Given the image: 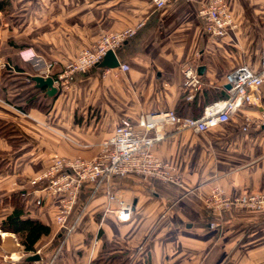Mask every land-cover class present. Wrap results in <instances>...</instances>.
Wrapping results in <instances>:
<instances>
[{
    "label": "crops",
    "instance_id": "0c3cea01",
    "mask_svg": "<svg viewBox=\"0 0 264 264\" xmlns=\"http://www.w3.org/2000/svg\"><path fill=\"white\" fill-rule=\"evenodd\" d=\"M209 1L173 0L156 9L150 0H10L11 18L3 17L5 5L0 10V71L2 63H12L18 75L29 77L34 69L21 50L33 47L65 64L104 33L141 24L115 51L118 67L99 64L74 74V86L63 94L49 96L38 87L45 98L55 99L48 114L36 109L28 123L19 109L0 100V119L15 124L30 142L25 147L30 152H13L0 138V152L12 165L0 175V264H198L205 257L208 264H264V212L216 216L206 207L216 187L229 195L264 190V83L259 100L228 124L204 133L170 131L155 145V155L174 169L181 185L136 176L87 184L68 220L75 229L68 232L55 221L54 201L30 184L50 166L53 153L96 156L122 118L136 121L162 111L201 117L207 105L227 96L228 74L243 65L258 68L264 0H224L236 27L221 38L208 36L199 16ZM186 64L203 67V86L192 98L184 86ZM246 116L253 122L247 132ZM40 123L49 130L43 142ZM109 189L133 196L129 221L107 213ZM17 200H24L29 218L52 230L33 252L25 251L15 233L1 229ZM211 222L218 226L211 229ZM35 255L39 261H28Z\"/></svg>",
    "mask_w": 264,
    "mask_h": 264
},
{
    "label": "built area",
    "instance_id": "2783aa9c",
    "mask_svg": "<svg viewBox=\"0 0 264 264\" xmlns=\"http://www.w3.org/2000/svg\"><path fill=\"white\" fill-rule=\"evenodd\" d=\"M172 1L152 0V3L156 9H162ZM199 16L205 23L206 34L210 37H224L236 27L224 0H210L205 3L199 10ZM140 26L141 24L104 33L92 46L83 48L77 58L67 64L60 74L54 73L56 61L43 57L33 49L24 51L21 55L33 65L34 76H51L54 85L59 89L60 85H69L72 75L85 73L98 66L110 51L115 52L124 42L135 36ZM2 66L6 67V64L2 63ZM121 69L127 70L129 66L122 64ZM182 73L184 86L191 92L189 98H192L194 92L203 86L202 75L194 64H186ZM28 81H33V76ZM226 82L231 85L227 89V96L207 105L199 118L182 117L174 111L143 114L136 121L125 117L120 120L112 135L99 145L98 153L92 159H69L53 155L50 166L33 185L38 182V192L54 201L56 222L60 229L68 232L74 229V226L67 225L68 220L87 184L98 185L100 181L136 176L145 182L156 180L181 185L174 169L155 155V145L165 140L170 131L204 133L228 124L241 109L258 101L264 83V52L256 70L243 65L228 74ZM245 120L243 131L247 132L253 122L248 116ZM106 195L109 200L107 213L115 215L121 222L129 221L134 207L133 196L123 189H109ZM38 198L42 200L44 197ZM206 207L216 216L233 209L264 212V190L229 196L223 189L216 187L206 200ZM217 226L215 222L210 223L211 229ZM10 264L16 263L13 261Z\"/></svg>",
    "mask_w": 264,
    "mask_h": 264
},
{
    "label": "rangeland",
    "instance_id": "374dc122",
    "mask_svg": "<svg viewBox=\"0 0 264 264\" xmlns=\"http://www.w3.org/2000/svg\"><path fill=\"white\" fill-rule=\"evenodd\" d=\"M150 3L151 4H153L152 3V0H150ZM5 12H4V15H3V17H9V18H11V15H13V14H11L12 12L11 11H13V9H12V7H11V4H10V0H8V2H6V4H5ZM0 25H1V18H0ZM130 27H135V26H128V27H125V28H123V29H126V28H130ZM123 29H121V30H123ZM119 31V30H118ZM113 32H115V31H113ZM40 33V32H39ZM108 33H110V32H108ZM93 45V44H92ZM91 45V46H92ZM86 47H88V46H86ZM85 48V47H84ZM34 50L36 53H38V54H40V55H42L43 57H45V58H47V59H49V60H54V61H56L57 62V64H56V69H55V71H54V73H56V74H60L61 72H63L64 71V69H65V66L67 65V64H69L70 62H72V61H74L76 58H77V56L80 54V52H81V50L76 54V56L73 58V59H71L69 62H67V63H65V64H60L59 62H58V60H56L54 57H49V56H46V55H44V54H41V53H39L38 51H36L33 47H30V48H28V49H24V50H21V54L24 52V51H27V50ZM22 56V55H21ZM28 62V61H27ZM30 63V62H29ZM5 64H6V67H4L3 66V68H2V71H4V70H6V69H13V76L12 77H8V76H6V74H4V80L2 81L3 82V85H4V92H0V100L1 101H3L4 103H7V104H9V105H11V106H13V107H16L15 105H13V104H11V103H9V100H12L13 98L12 97H14L15 99H13V102L16 104V105H21V106H24V111H21V109H19V108H17V109H19V111L23 114V115H25V116H21V120H23V121H28V123H29V120H31L32 121V119H29V120H27V118H29V117H27V116H29V114L31 113V112H33V111H36V109H37V111L39 112V114H48L50 111H51V108H52V105L54 104V102H55V99L54 98H51V99H49V98H39L36 102H34V104H32V105H29L28 104V100L30 99V92L28 91L29 89V87L31 86V83L33 82V81H28V78H29V76H23V75H18L17 74V71L16 70H14V68H13V65H12V63H7V62H5ZM30 65L31 66H33L31 63H30ZM34 69V68H33ZM13 81H15V82H13ZM20 84H19V83ZM74 86V84H73V82L72 81H70L69 82V85L68 86H59V89H58V94H63V93H66V92H68L69 90H71L72 89V87ZM12 96V97H11ZM17 96V97H16ZM57 96V95H56ZM33 108H35V109H33ZM35 120H37V119H35ZM34 122V121H33ZM37 122V121H36ZM41 123H42V121H40ZM39 123V122H38ZM38 124L39 125V127L41 128L40 129V131H41V133H37L38 135H39V139H40V141L41 142H43V138H44V135L46 134L44 131L46 130V131H49L48 129H46V127H44V125L43 124ZM15 127H16V129H18V131H19V133H18V136H17V140L13 143V145L15 146V151L14 152H18V150H23L22 152H30V150L28 151L25 147L27 146V145H29V140L27 139V138H25V136L23 135V133L19 130V128L15 125ZM39 147H40V145H39ZM40 150H42V148L40 149V148H37V153H39V151ZM21 152V153H22ZM24 155V154H23ZM56 156L57 154H55V153H53L52 154V156ZM57 156H59V155H57ZM61 157V156H60ZM95 157V156H94ZM52 158V157H51ZM76 158H79V157H75V158H69V159H76ZM82 159H84V158H82ZM92 159V158H91ZM52 160V159H51ZM86 160H88V159H86ZM36 161H38V160H36ZM44 173V172H43ZM42 173V174H43ZM41 176V175H40ZM39 176V177H40ZM39 177H36V179L37 178H39ZM35 178H34V180H31V182H30V184L33 186V187H37L36 185H38V182L35 184V185H33V183H34V181L36 180ZM40 185V184H39ZM222 189V188H221ZM212 192V191H211ZM256 192H259V191H256ZM251 193H255V192H251ZM247 194H250V193H247ZM227 195H229V194H227ZM229 196H238V195H229ZM56 207V206H55ZM231 211H250V210H231ZM55 216H56V214H55ZM55 221H56V217H55ZM57 223V222H56ZM74 229H75V227H74ZM73 229V230H74ZM72 230V231H73ZM17 241L18 242H20V240H19V238H17ZM1 244V243H0ZM198 264H208L207 263V258L205 257V258H203Z\"/></svg>",
    "mask_w": 264,
    "mask_h": 264
},
{
    "label": "trees",
    "instance_id": "16d2710c",
    "mask_svg": "<svg viewBox=\"0 0 264 264\" xmlns=\"http://www.w3.org/2000/svg\"><path fill=\"white\" fill-rule=\"evenodd\" d=\"M5 4L6 0H2L0 2V10L4 9ZM4 74L8 77H12L13 69L9 68L4 71H0V92H4L5 88L2 82L4 80ZM28 89L30 92V99L28 100L29 105L34 104V102H36L39 98H45V96L40 93V89L38 87L32 85ZM222 97H225V95ZM12 98L15 99L14 97ZM13 99L9 100V103L15 105L17 108L21 109V111H24V106L16 105L13 102ZM18 133L19 131L16 129L15 124L0 119V138L9 142L13 152L15 151L13 143L17 140ZM11 167V159L7 157L6 153L0 152V175L5 171H9ZM15 204L16 207L14 212L2 221L1 229L4 232L15 233L18 236L21 245L25 248V251L33 252L35 251L36 244L44 236H49L52 230L50 227L45 226L41 222L32 220L28 217L27 213L24 211V200H17Z\"/></svg>",
    "mask_w": 264,
    "mask_h": 264
},
{
    "label": "water",
    "instance_id": "95a60500",
    "mask_svg": "<svg viewBox=\"0 0 264 264\" xmlns=\"http://www.w3.org/2000/svg\"><path fill=\"white\" fill-rule=\"evenodd\" d=\"M101 65L105 66L106 68H115L120 65V61L116 55L115 52L110 51L101 61ZM199 72H203V67L199 68ZM33 80L35 82V85L40 88H46V92L49 96H53L57 93L58 88L54 85V79L50 77H42V76H34ZM231 87L230 84L226 85V88L229 89ZM40 256L35 255L28 258V261H39Z\"/></svg>",
    "mask_w": 264,
    "mask_h": 264
},
{
    "label": "bare ground",
    "instance_id": "6f19581e",
    "mask_svg": "<svg viewBox=\"0 0 264 264\" xmlns=\"http://www.w3.org/2000/svg\"><path fill=\"white\" fill-rule=\"evenodd\" d=\"M3 234V233H2ZM3 235H5V234H3Z\"/></svg>",
    "mask_w": 264,
    "mask_h": 264
}]
</instances>
